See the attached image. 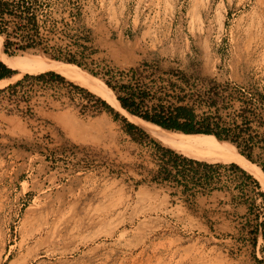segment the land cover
Listing matches in <instances>:
<instances>
[{"label":"rangeland","instance_id":"obj_1","mask_svg":"<svg viewBox=\"0 0 264 264\" xmlns=\"http://www.w3.org/2000/svg\"><path fill=\"white\" fill-rule=\"evenodd\" d=\"M44 1L52 5L43 12L58 22L42 31V45L67 46L80 64L38 48L4 52L0 35V56L20 59L0 58L14 70L0 88L26 73L58 72L43 60L81 75L86 83L58 72L93 95L36 80L0 92V264H264V150L255 146L252 156L261 159L252 162L222 140L230 153L188 155L150 134L149 121L109 93L116 98L110 85L128 84L160 94L169 80L181 85L184 71L227 81L242 98L264 94V0ZM75 11L78 20L69 15ZM98 97L138 129L127 132ZM242 100L222 115L240 112ZM156 101L146 96V104ZM255 106L263 124L254 120L261 136L254 141L264 145V96ZM184 158L235 162L258 186L221 167L214 177L231 202L206 206L202 166Z\"/></svg>","mask_w":264,"mask_h":264},{"label":"trees","instance_id":"obj_2","mask_svg":"<svg viewBox=\"0 0 264 264\" xmlns=\"http://www.w3.org/2000/svg\"><path fill=\"white\" fill-rule=\"evenodd\" d=\"M51 2L44 0H0V35L3 37V51L9 52L10 48L20 50L42 49L44 53L56 60H63L80 64L76 58V52L71 51L62 44H52L51 50L42 45L44 32H54L57 28V20L51 18L49 13L43 12V8L51 6ZM75 20L79 18V12H69ZM43 17V18H40ZM47 23L48 26H47ZM67 26V22L64 23ZM85 32L89 29L82 25ZM66 34L64 29H61ZM67 35V34H66ZM84 38L88 35L84 34ZM0 54H3L0 51ZM72 64V63H71ZM8 65V64H7ZM0 60V79L9 78L14 74V70ZM75 65V64H74ZM177 78L180 79L181 85L176 80L168 81V89H163L160 94L150 93V90L144 88H133L128 84L116 86L109 85L116 93V98L112 92H109L114 102L119 104L130 114L138 116L143 120L152 122L164 129L178 131L182 133H204L215 136L219 140H226L232 143L239 151L252 162H258L261 157L255 160L252 152L255 146L264 150V145L257 144L254 140L261 137L254 133L253 122L256 118L260 119L259 124H263L262 118L256 113L257 107L255 102H263L264 94L253 91L249 97L242 98V93L235 87H231L229 82H219L215 77L200 76L198 73H186L177 71ZM26 80H36L44 83L55 82L58 84L66 83L81 91L87 92L84 87L74 84L65 79L63 75L53 70L43 71L38 74H24L14 83L0 88V92L12 89L23 84ZM201 82V83H200ZM200 83L201 85H199ZM183 84V85H182ZM199 85V86H198ZM105 86V85H104ZM106 91L109 89L105 86ZM237 94V95H235ZM151 95L157 100L151 104H146V96ZM243 99L245 106L240 112H227L226 116L221 113L222 109L233 107L231 102L236 99ZM103 109L110 111L115 118L119 117L117 112L104 99L97 98ZM119 102V103H118ZM240 117V123L236 118ZM126 127V131L131 133L133 129H138L133 123L127 122L125 118L119 117ZM140 130V129H139ZM247 133V137L243 136ZM259 141L264 142V132ZM190 163H198L202 166L203 175L200 178L208 182L214 174L218 175V169L221 167L230 168L239 171L244 178L258 186L251 174H248L235 162L229 164L199 162L193 159L184 158ZM249 162V161H248ZM250 163V162H249ZM264 170V162H260ZM261 169V175H263ZM264 202V193H258ZM254 230L253 233H256ZM264 240V231L261 233ZM256 238H253V243Z\"/></svg>","mask_w":264,"mask_h":264},{"label":"bare ground","instance_id":"obj_3","mask_svg":"<svg viewBox=\"0 0 264 264\" xmlns=\"http://www.w3.org/2000/svg\"><path fill=\"white\" fill-rule=\"evenodd\" d=\"M1 57L3 59L11 61L20 60L19 58L11 57L8 55L0 56V58ZM39 64L40 66L50 67L76 81L83 83L87 82L81 75L77 74L75 71L66 66L49 61L44 62L43 60L39 61ZM143 126L150 134L158 138V140H161L164 143H167L170 146L175 147L177 148V150L179 149L188 155L218 158L219 156L228 154L231 151L230 146L227 142L219 140L215 136L210 134L182 132L178 133L164 129L150 122H144Z\"/></svg>","mask_w":264,"mask_h":264},{"label":"crops","instance_id":"obj_4","mask_svg":"<svg viewBox=\"0 0 264 264\" xmlns=\"http://www.w3.org/2000/svg\"><path fill=\"white\" fill-rule=\"evenodd\" d=\"M220 182L221 180H215V177L213 175V177L205 183L206 190L201 194V199L206 202V206H214L215 204L220 203V197L231 202L230 193L221 188Z\"/></svg>","mask_w":264,"mask_h":264}]
</instances>
